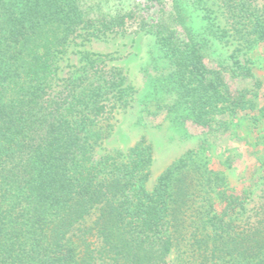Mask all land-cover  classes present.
<instances>
[{"label": "trees", "instance_id": "16d2710c", "mask_svg": "<svg viewBox=\"0 0 264 264\" xmlns=\"http://www.w3.org/2000/svg\"><path fill=\"white\" fill-rule=\"evenodd\" d=\"M130 22L144 36V71H171L145 86L169 122L212 130L217 116L246 110L205 60L216 48L223 68L249 75L264 0H0V264H264V203L247 214L222 190L216 212L221 177L206 155H183L151 185L143 139L96 153L114 111H140L146 94L104 71L106 56L80 52L63 77L60 62L78 39Z\"/></svg>", "mask_w": 264, "mask_h": 264}, {"label": "rangeland", "instance_id": "374dc122", "mask_svg": "<svg viewBox=\"0 0 264 264\" xmlns=\"http://www.w3.org/2000/svg\"><path fill=\"white\" fill-rule=\"evenodd\" d=\"M130 2L141 7L144 5V0ZM136 29V23L130 22L124 33H109L82 44L78 39L79 45L71 44L60 62V76L63 77L70 66L79 65L80 52L106 56L104 71L112 69L124 75L127 84L146 94L142 105L147 106L140 111L136 106L126 111H114L111 133L96 148V153L126 152L143 139L152 148L148 174L151 185L160 173L183 155L192 152L198 156L206 155L208 167L221 177L212 184L214 210L220 212L223 206L216 192L225 190L227 194L234 193L245 200V210L250 214L252 208L264 203V44L246 54L249 75H242L238 69L231 71L223 68V56L217 55L216 48L211 50L213 58L207 56L206 65L221 72L232 95L237 98L244 94L248 100L246 110L238 111L233 116H217L213 129L209 130L207 126L194 124L190 120L182 125L176 124V121L169 122V115L162 103L149 100L152 98L149 95L151 92L145 86L151 79L170 82L171 71L166 66L150 69L147 73L144 71L145 40L143 33H135ZM219 121H226L228 128L222 127ZM168 260L170 264H179L175 255Z\"/></svg>", "mask_w": 264, "mask_h": 264}]
</instances>
